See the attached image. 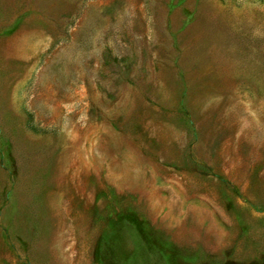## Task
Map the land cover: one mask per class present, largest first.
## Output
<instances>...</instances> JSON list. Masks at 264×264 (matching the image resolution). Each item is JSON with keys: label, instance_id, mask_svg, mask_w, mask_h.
<instances>
[{"label": "rangeland", "instance_id": "obj_1", "mask_svg": "<svg viewBox=\"0 0 264 264\" xmlns=\"http://www.w3.org/2000/svg\"><path fill=\"white\" fill-rule=\"evenodd\" d=\"M0 264H264V0H0Z\"/></svg>", "mask_w": 264, "mask_h": 264}]
</instances>
